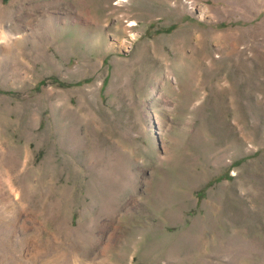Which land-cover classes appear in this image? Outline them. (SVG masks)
Listing matches in <instances>:
<instances>
[{"label": "rangeland", "instance_id": "rangeland-1", "mask_svg": "<svg viewBox=\"0 0 264 264\" xmlns=\"http://www.w3.org/2000/svg\"><path fill=\"white\" fill-rule=\"evenodd\" d=\"M0 89V264H264V0H0Z\"/></svg>", "mask_w": 264, "mask_h": 264}, {"label": "trees", "instance_id": "trees-1", "mask_svg": "<svg viewBox=\"0 0 264 264\" xmlns=\"http://www.w3.org/2000/svg\"><path fill=\"white\" fill-rule=\"evenodd\" d=\"M52 79V78H51ZM104 81H106V78L104 79ZM45 81L44 80H41L39 83H38V85H41V84H43ZM59 84H60V82H59ZM61 85V84H60ZM0 93H8V94H12V91H10V90H4V89H0Z\"/></svg>", "mask_w": 264, "mask_h": 264}, {"label": "bare ground", "instance_id": "bare-ground-1", "mask_svg": "<svg viewBox=\"0 0 264 264\" xmlns=\"http://www.w3.org/2000/svg\"><path fill=\"white\" fill-rule=\"evenodd\" d=\"M82 1V0H81ZM84 1V0H83ZM87 1V0H86ZM79 3H81L80 1H78ZM81 6H82V4H81ZM6 34V33H5ZM7 35V34H6ZM164 156V155H163ZM98 198V197H97Z\"/></svg>", "mask_w": 264, "mask_h": 264}]
</instances>
